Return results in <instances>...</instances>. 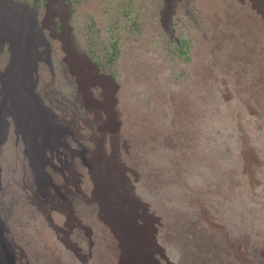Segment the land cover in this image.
Returning <instances> with one entry per match:
<instances>
[{"label": "rangeland", "instance_id": "374dc122", "mask_svg": "<svg viewBox=\"0 0 264 264\" xmlns=\"http://www.w3.org/2000/svg\"><path fill=\"white\" fill-rule=\"evenodd\" d=\"M10 1L55 44L32 75L53 93L39 115L54 146L85 148L53 171V196L30 191L24 139L0 119L14 264H114L108 211L135 227L141 264H264V0Z\"/></svg>", "mask_w": 264, "mask_h": 264}, {"label": "bare ground", "instance_id": "6f19581e", "mask_svg": "<svg viewBox=\"0 0 264 264\" xmlns=\"http://www.w3.org/2000/svg\"><path fill=\"white\" fill-rule=\"evenodd\" d=\"M12 6L13 3L10 0H0V51L7 45L9 52L8 63L3 67V72L0 73V110L2 109L0 119L2 121L3 116L4 119L7 116L10 117L13 120L17 133L24 139L25 144L23 143V149L20 145H17L15 150L19 157L22 154L29 162V170L25 169V174L27 173L26 176L29 177L27 184L30 187H34L31 179H35L39 190L53 196V190H57V181L53 178V171L61 172V168L58 165H61L65 159L70 158L69 156L78 155L81 151L85 152V148L81 145V141L76 138L73 139V143L61 141L58 145L54 146L53 142L59 134L53 130L56 129L55 127L53 128V124H50V122L44 123L39 115L41 104L42 110L46 114V119L53 118V93L50 91L52 96L50 98H43L40 95L44 90V86L40 83L41 79H39V75L35 77L34 74V81L32 75L33 73H37L38 64L41 61H45L51 67L50 58L57 54L54 48L55 44H49L40 35L39 32L42 30V27L37 28L35 26V28L32 24L33 20L29 15L26 13L20 14L17 10H13ZM42 32L47 37L45 32ZM54 32L55 24L53 23L51 26V33L53 34L51 36L59 38ZM42 42L43 48L40 52L38 47H40ZM63 49L61 47V50ZM76 55L93 70V75L96 78H102L97 75L98 71L96 67L89 63L84 56L77 53ZM59 67L62 70L58 68L57 73L62 74L61 76L67 82H71L72 79L70 80L71 77L69 78L67 74V67L64 64H59ZM33 84L36 97L33 94ZM93 100L96 99L94 98ZM45 101L51 106L45 105ZM70 103L75 120L90 125L91 122L87 119L88 115L82 102L77 99L76 102ZM59 118L64 119L62 117ZM9 125L10 122L3 121V130L5 132ZM56 130L59 131L58 129ZM20 161L23 163L22 159ZM29 190L33 191L32 187ZM0 194H5V187L3 185H1ZM8 205L3 198L2 202H0V216L2 217H0V264H14V260L15 262H19L18 254L16 255L15 251H13L8 238L3 232V229L5 231V227L7 226L6 222H8V219H6L9 211ZM52 210L58 211V208L54 206ZM105 211H107V208ZM105 219L106 232L113 244L114 264H141L143 259V244L135 227L129 226V222H121V220H118L121 219L120 217L109 213V211L106 212ZM6 232L10 233L11 231L9 232L6 227Z\"/></svg>", "mask_w": 264, "mask_h": 264}]
</instances>
